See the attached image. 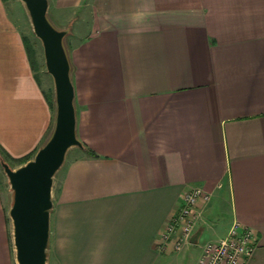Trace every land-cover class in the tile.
I'll list each match as a JSON object with an SVG mask.
<instances>
[{
    "label": "crops",
    "instance_id": "obj_1",
    "mask_svg": "<svg viewBox=\"0 0 264 264\" xmlns=\"http://www.w3.org/2000/svg\"><path fill=\"white\" fill-rule=\"evenodd\" d=\"M48 1L51 21L74 27L76 132L97 155L80 149L53 187L50 264H197L235 223L256 236L245 264H264V0ZM21 4L0 0V148L12 164L36 154L55 116ZM195 187L211 200L176 252L178 235L161 236ZM4 194L0 264H16Z\"/></svg>",
    "mask_w": 264,
    "mask_h": 264
},
{
    "label": "water",
    "instance_id": "obj_2",
    "mask_svg": "<svg viewBox=\"0 0 264 264\" xmlns=\"http://www.w3.org/2000/svg\"><path fill=\"white\" fill-rule=\"evenodd\" d=\"M18 1L43 49L46 72L54 84L55 116L50 135L30 161L15 169L1 156L0 163L12 193L9 216L16 264H48L54 178L68 151L83 148L76 132L73 67L66 46L71 28L54 26L48 0Z\"/></svg>",
    "mask_w": 264,
    "mask_h": 264
},
{
    "label": "built area",
    "instance_id": "obj_3",
    "mask_svg": "<svg viewBox=\"0 0 264 264\" xmlns=\"http://www.w3.org/2000/svg\"><path fill=\"white\" fill-rule=\"evenodd\" d=\"M210 200L211 195L201 188L195 187L187 191L183 195L179 210L162 233V243L166 245L173 236L178 235L174 243L176 252L189 244L197 223V206ZM255 248L254 231L235 223L225 238L217 242H209L203 247L197 264H245L252 257Z\"/></svg>",
    "mask_w": 264,
    "mask_h": 264
},
{
    "label": "rangeland",
    "instance_id": "obj_4",
    "mask_svg": "<svg viewBox=\"0 0 264 264\" xmlns=\"http://www.w3.org/2000/svg\"><path fill=\"white\" fill-rule=\"evenodd\" d=\"M21 5H22V7H24L23 4H21ZM24 11H25V9H24ZM25 20H26V18H25ZM54 26H56V25L54 24ZM24 27H25V32L27 33V38H26L27 41H26V43H27L28 49L33 53V56L35 58L36 68L40 72L39 76H42V73L43 74L46 73L44 54H43L42 46H41V44H40V42L38 40L36 41V38L34 37L33 32H32V28L31 29L28 28V25H25ZM70 28H71V33H70V35H68V37L66 39V46H67L68 50H70V45H72L71 44L72 41H75L73 39V36H71L73 34V28H74L73 25H70ZM44 79L47 80V85L50 88L49 91H50L51 95H53L54 94V84H53L51 76L47 73V76H45ZM79 151H80V149H78V148H72L71 150L68 151V153L66 155L65 164L63 165L61 170L56 174V176L54 178V186H55V183L57 182V180H58V178L60 176V172L63 170L64 166L69 161H71L73 158L77 157V155H79V153H80ZM6 163L10 167H12V168L14 167V169L17 168V166H18V163H13L12 164L11 161H6ZM0 185H1V188H2L3 192H5V194H4L5 198H6L5 211H6V215H7L8 227H9V230L11 232V236L10 237L12 239V222H11V219H10V216H9V211H10V206H11V201H12V193L10 192L8 178L4 174V171H3L2 167H1V163H0ZM226 215H227V213L219 221L220 222V227L217 228V229L220 230V233L224 230V227L226 225V222H227V216ZM219 230L217 232H219ZM11 241L13 242V239ZM50 262L51 261H50V257H49L48 264H50Z\"/></svg>",
    "mask_w": 264,
    "mask_h": 264
},
{
    "label": "trees",
    "instance_id": "obj_5",
    "mask_svg": "<svg viewBox=\"0 0 264 264\" xmlns=\"http://www.w3.org/2000/svg\"><path fill=\"white\" fill-rule=\"evenodd\" d=\"M4 1H7V0H4ZM29 55H30V58L32 59V64L36 68L35 58L33 56V53L30 50H29ZM53 105H54V100H53ZM82 145H83V148L81 149L82 151H84L86 154H88L90 156L97 157V155L92 150H90L84 143H82ZM0 156L4 159V161H11L9 159V157H7L5 155V153L2 151L1 148H0ZM33 157L34 156L25 157L23 159L17 160L16 163H19V166L18 167H20V166L26 164L28 161H30Z\"/></svg>",
    "mask_w": 264,
    "mask_h": 264
}]
</instances>
